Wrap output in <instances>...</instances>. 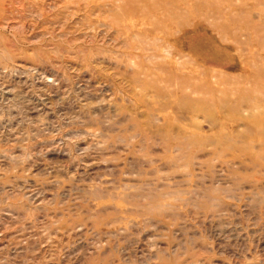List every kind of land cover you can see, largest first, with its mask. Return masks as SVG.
<instances>
[{
	"label": "rangeland",
	"instance_id": "obj_1",
	"mask_svg": "<svg viewBox=\"0 0 264 264\" xmlns=\"http://www.w3.org/2000/svg\"><path fill=\"white\" fill-rule=\"evenodd\" d=\"M0 264H264V0H0Z\"/></svg>",
	"mask_w": 264,
	"mask_h": 264
}]
</instances>
